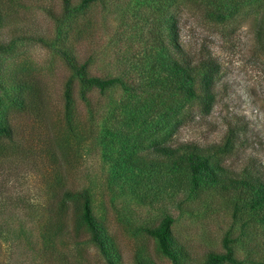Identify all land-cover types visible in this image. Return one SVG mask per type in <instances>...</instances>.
I'll use <instances>...</instances> for the list:
<instances>
[{
  "label": "rangeland",
  "instance_id": "obj_1",
  "mask_svg": "<svg viewBox=\"0 0 264 264\" xmlns=\"http://www.w3.org/2000/svg\"><path fill=\"white\" fill-rule=\"evenodd\" d=\"M69 3L73 14L61 21L62 0H0V43L10 44L0 51L1 82L33 75L44 92L37 110L5 106L15 131L12 151L0 140V264H109L85 229L72 230L71 209L60 231L48 226L52 214L43 207L54 171L89 190L92 212L111 236L112 264H173L140 230L165 215L183 251L178 264H206L210 252H224V238L241 264H264V208L237 182L243 169L264 180V0L223 23L191 0ZM170 12L185 50L206 51L219 65L210 111L187 100L181 122L157 113L171 89L151 48V14ZM62 44L79 60L90 56L87 75L119 76L134 88L84 85ZM226 120L238 127L228 151ZM189 142L226 168L219 182L192 188L187 167L155 150Z\"/></svg>",
  "mask_w": 264,
  "mask_h": 264
},
{
  "label": "trees",
  "instance_id": "obj_2",
  "mask_svg": "<svg viewBox=\"0 0 264 264\" xmlns=\"http://www.w3.org/2000/svg\"><path fill=\"white\" fill-rule=\"evenodd\" d=\"M63 1V12L61 21H64L74 9H71L69 0ZM94 0H80V5L86 6ZM195 6L210 19L220 23L228 21V18H234L243 9L244 6L258 0H191ZM152 15V23L150 25L151 48L157 51L156 57L159 62L167 69L164 77H170L168 83L169 94L164 99V109H160L157 113L165 118L171 119L170 114L177 115L176 122H181V118L186 116V111L182 108V104L187 100L197 99L202 107V112L208 113L215 100L214 81L219 70L218 63L206 51L196 50L189 54L180 41L179 21L172 12L164 13L160 16ZM75 26V24H74ZM73 26V27H74ZM69 25L67 26V30ZM73 29V28H72ZM71 29V30H72ZM66 30V31H67ZM66 32L64 38L69 37ZM9 43H0V51L9 47ZM59 51L65 58L68 67L73 70L74 74L79 76L84 85L97 87L99 90L105 88L122 85L126 89H133L131 81L121 79L119 76L99 77L96 75H87L86 69L90 56L87 55L82 59H77L75 56L68 55L66 45L62 44ZM166 78H164L166 80ZM0 75V140L5 139L6 142L13 143V134L15 127L11 122V118L7 117V107H11L16 111H28L31 107L35 110L40 106L43 99L42 85L36 80L33 75L20 74L15 76V79L8 83L1 82ZM164 92V96L167 90ZM68 95V94H67ZM67 97V96H66ZM9 101L4 103V99ZM181 110V111H180ZM154 112V111H152ZM192 115V113H191ZM195 116V115H193ZM238 127L225 121V136L224 150H230L233 145V139L236 138V130ZM2 141V140H1ZM6 143L5 148L12 151L13 148ZM172 145H158L155 150L161 155L170 156L171 161L178 164H184L190 173V182L192 188L196 187L198 182L203 180H211L217 183L226 174V168L220 162L212 161L209 156L203 153V149L195 143H185L178 150ZM2 157V156H0ZM244 177H237V182L241 184L249 193V198L254 202V205L259 208H264V180L259 174L254 175L243 169ZM65 171H54L48 175L47 189L52 192L50 202L44 204L43 208H47L49 215L52 218L48 220V226L54 228L55 232L60 231L65 222L64 217L71 209L70 221L72 230L77 232L82 227L88 232V239L101 251L106 257L107 262L112 264L110 260L109 247L111 246V236L105 230L102 221L96 218L92 212L91 196L89 190L85 187L74 189L73 186H68L64 183ZM242 176V174L240 175ZM50 177V178H49ZM66 184V185H65ZM172 217L165 215L152 227H143V230L150 238L155 239L160 252L166 255L173 264H178L179 258L183 256L181 247L177 245L176 239L171 230ZM261 222L264 223V216ZM228 238H224V252H210L206 264H241L240 260L231 256L228 249Z\"/></svg>",
  "mask_w": 264,
  "mask_h": 264
}]
</instances>
